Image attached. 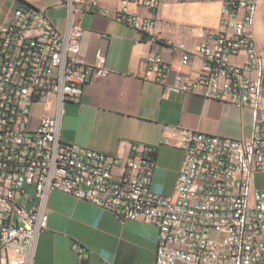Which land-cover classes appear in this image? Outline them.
Wrapping results in <instances>:
<instances>
[{
    "label": "built area",
    "instance_id": "obj_1",
    "mask_svg": "<svg viewBox=\"0 0 264 264\" xmlns=\"http://www.w3.org/2000/svg\"><path fill=\"white\" fill-rule=\"evenodd\" d=\"M117 1L111 9L101 8L100 0H62L69 12L64 31L28 4L0 25V264H33L38 238L48 228L45 201L55 190L123 221L153 223L155 264H264V189L255 185L264 171V54L251 18L261 0H213L222 3L221 19L218 28L201 30L199 74L166 85L167 92H194L252 112L248 138L164 125L162 144L185 152L172 194L152 187L157 147L132 144L131 153L119 158L61 136L64 102L79 100L86 84L110 72L104 54L91 62L81 56L80 16L100 7L102 15L144 34L161 33L163 0ZM131 5L151 14L141 16ZM240 55L241 61L231 60ZM145 62L166 83L170 65L154 52ZM37 104L44 111L35 123Z\"/></svg>",
    "mask_w": 264,
    "mask_h": 264
},
{
    "label": "crops",
    "instance_id": "obj_2",
    "mask_svg": "<svg viewBox=\"0 0 264 264\" xmlns=\"http://www.w3.org/2000/svg\"><path fill=\"white\" fill-rule=\"evenodd\" d=\"M61 1L0 0V25L10 21L17 7L28 4L43 9L49 21L64 31L69 24V12ZM117 6V0H100L101 8ZM100 7L80 16L84 27L81 56L91 62L98 54H104L110 72L86 84L79 100L64 102L61 136L68 143L119 158L131 153L132 144L157 147L158 166L152 187L156 192L172 194L185 152L162 144L165 124L233 139L248 138L251 134L249 106L237 108L194 92L166 90V85L177 76L199 74L203 60L196 50L201 42V30L219 27L222 3L163 0L158 9L163 26L155 36L102 15ZM131 9L141 16L151 14L150 10L136 5H131ZM252 31L264 54V0L260 2ZM151 52L159 54L171 67L166 83L156 80L147 69L145 61ZM241 59V55L231 58L233 62ZM43 111L40 104L34 107L35 123ZM49 113L56 114V110ZM261 174L264 171L255 176L258 188ZM45 210L48 228L38 238L33 264H155L158 229L153 223L123 221L113 212L60 190L50 193ZM77 246L84 248V253Z\"/></svg>",
    "mask_w": 264,
    "mask_h": 264
},
{
    "label": "bare ground",
    "instance_id": "obj_3",
    "mask_svg": "<svg viewBox=\"0 0 264 264\" xmlns=\"http://www.w3.org/2000/svg\"><path fill=\"white\" fill-rule=\"evenodd\" d=\"M258 8H259V6L251 10V18L253 19V23H255V19H256V14L258 12ZM253 26H254V24H252V28H253Z\"/></svg>",
    "mask_w": 264,
    "mask_h": 264
},
{
    "label": "rangeland",
    "instance_id": "obj_4",
    "mask_svg": "<svg viewBox=\"0 0 264 264\" xmlns=\"http://www.w3.org/2000/svg\"><path fill=\"white\" fill-rule=\"evenodd\" d=\"M257 182L260 188H264V174L258 176Z\"/></svg>",
    "mask_w": 264,
    "mask_h": 264
}]
</instances>
